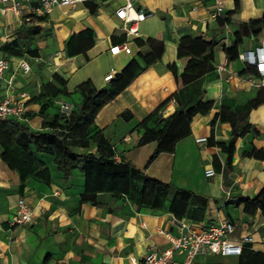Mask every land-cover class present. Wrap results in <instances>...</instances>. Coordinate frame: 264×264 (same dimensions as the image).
I'll use <instances>...</instances> for the list:
<instances>
[{"label":"crops","instance_id":"obj_1","mask_svg":"<svg viewBox=\"0 0 264 264\" xmlns=\"http://www.w3.org/2000/svg\"><path fill=\"white\" fill-rule=\"evenodd\" d=\"M121 4L122 0H107L71 9L52 7L41 16L42 21L32 23L41 30L35 43L37 57L2 52V47L15 38L26 7L18 14L0 13V58L7 62L0 79V99L10 81L13 95L25 93L24 119L20 123L32 132L41 131L43 118L51 120L57 113L53 102L39 113L36 100L41 85L48 83L53 74L64 81L70 93L69 97L57 98L71 103L75 98L73 89L79 83L89 80L95 89H101L110 77L135 62L140 71L93 119L112 145L114 159L128 163L149 179L188 190L203 199V208L198 203L193 207L201 215L198 221L182 219L227 221L234 227L230 240L251 239L241 256H198L191 264H264V219L258 209L244 211L237 203L239 197L256 195L264 184V160L241 155L244 150L264 145V100L248 111L247 122L257 133L247 131L235 139L229 168L224 167L225 153L217 145L226 141L229 124L216 119L210 126L222 98H232L236 103L254 96L264 99V79L260 86L245 82L249 78L258 84L260 77L255 68L252 73L240 75L244 65L237 60L227 61L221 49L231 46L236 37L240 40L238 52L258 45L264 31L251 36L238 24L260 20L264 0H222L219 20L210 17L213 0H132V10L145 14L144 20L135 24L137 37L126 36L113 16ZM184 37L215 42L212 67L223 64L236 76L226 80L225 75L219 78L214 72L215 79H203L202 102H209V109L191 118L189 134L177 140L171 152H160L146 163L155 142L135 145L141 131L138 123L158 107L161 117L175 109L171 95L177 89L166 66L173 65L177 75L184 69L190 57L178 49ZM120 43H126L130 53L110 55L108 49ZM21 60L29 66L26 74L19 68ZM122 112L130 117L121 118ZM196 137H205V142L195 143ZM94 149L93 142L87 148H71L75 153H93ZM38 157L48 177L39 173L22 181L18 171L0 159V264H140L145 254L152 251L158 255L170 248L158 231L175 236L170 226L172 214L138 209L126 198L106 192L98 194L103 206L81 204L84 173L72 168L62 178L54 168L52 155L39 153ZM208 168L213 170L211 176L204 175ZM18 198L30 211L31 219L27 224L11 225ZM181 260V255L172 254L173 264Z\"/></svg>","mask_w":264,"mask_h":264},{"label":"trees","instance_id":"obj_2","mask_svg":"<svg viewBox=\"0 0 264 264\" xmlns=\"http://www.w3.org/2000/svg\"><path fill=\"white\" fill-rule=\"evenodd\" d=\"M93 14L94 10L90 9ZM220 19V16L217 20ZM40 22L43 17L32 18L29 25L22 23L15 32V38L2 47L6 55L37 57L35 43L40 39V28L33 23ZM227 22V19L223 21ZM222 25V22H219ZM240 30H245L251 36L264 31V7L260 20L247 24H238ZM237 35V34H236ZM239 37L234 39L231 46L222 47L227 61L236 60ZM216 43H204L201 39L184 37L179 40L178 49L188 53L190 57L180 74H176L173 65L166 66L171 73L176 91L171 95L176 103L175 109L167 116L161 117L158 108L147 114L139 123L141 131L135 145L139 146L149 141L155 142L152 154L147 159L149 163L160 152H171L174 144L180 138L189 134L191 118L197 113L209 109V102H202V83L204 80L216 78L212 63V48ZM140 71L135 62H130L121 72L108 79L105 86L95 89L89 80H85L73 89L75 98L71 99V110L67 116L53 115L51 120L43 118L41 131L32 132L16 120H0V159L8 167L18 171L20 181L26 176L42 175L48 177V171L42 167L39 153L52 155V162L62 178L68 176L72 168H78L84 173V191L79 196L81 204L94 207L103 206L98 194L108 193L114 197H124L136 208H147L152 213L168 212L176 219L187 218L198 221L201 215L194 205L203 208L205 202L192 192L176 188L171 184L147 178L128 163L114 159L112 145L103 137L101 131L93 124V119L99 109L122 91ZM252 73L251 66H244L239 72ZM64 81L53 74L50 81L41 85L37 102L39 113L52 104L59 96L69 97L65 90ZM264 99L250 98L243 103H236L232 98H222L219 110L210 120V126L216 119L229 124L228 136L225 142L217 143L225 153L224 167L229 168L230 158L234 148V141L247 131L256 134L257 131L247 122L248 111L263 102ZM120 117L128 119L129 113H120ZM93 142V153L88 151L75 153L72 147L87 148ZM242 156L264 160V145L260 149L251 148L241 152ZM238 204L243 210L258 209L264 219V184L253 197H239ZM247 246V245H246ZM246 246H243L241 256ZM257 255V254H256ZM262 264V262H261Z\"/></svg>","mask_w":264,"mask_h":264},{"label":"built area","instance_id":"obj_3","mask_svg":"<svg viewBox=\"0 0 264 264\" xmlns=\"http://www.w3.org/2000/svg\"><path fill=\"white\" fill-rule=\"evenodd\" d=\"M107 0H0V13L12 12L18 14L19 11L26 7L24 16L21 17L20 23H28L32 18L46 15L52 7L75 8L87 3L99 4ZM132 0H122V4L118 6L113 16L121 24V28L126 36L137 37L135 24L141 22L145 18V14L141 11H133L131 7ZM7 4V6H2ZM223 12L222 0H213V9L210 17L217 19ZM108 53L112 56L118 53L128 55L130 49L126 43H120L108 49ZM236 60L244 66L255 68L256 73L260 77L258 84H254L251 79L247 78L245 82L250 86H260L264 79V33L256 47L249 51H241L237 53ZM19 68L23 74L29 72V66L24 60L19 62ZM7 69V62L0 58V79L2 73ZM214 72L220 78L225 75V79L236 76L233 71L227 70L223 64L213 66ZM12 85L10 81L6 82L3 97L0 99V120L11 119L22 121L24 119V100L25 93L19 92L12 94ZM173 103L174 101L171 100ZM53 104L57 107L59 114L67 116L71 110V103L56 98ZM195 143L202 144L205 137H196ZM213 170L208 168L204 171L205 176H211ZM31 213L23 204L21 198L17 199L16 216L11 219V225L27 224L30 222ZM170 226L175 236H171L166 232L158 231V234L165 237L170 248L160 254L149 252L145 254L140 264H173L172 254L181 255L182 260L178 264H191L194 258L198 256H238L243 246L249 245L251 239L242 237L238 241L230 240L233 232V225L227 221L217 223L192 222L185 219L170 220Z\"/></svg>","mask_w":264,"mask_h":264}]
</instances>
